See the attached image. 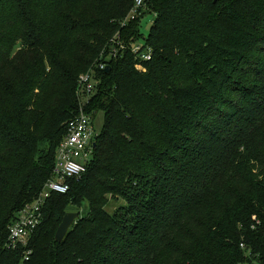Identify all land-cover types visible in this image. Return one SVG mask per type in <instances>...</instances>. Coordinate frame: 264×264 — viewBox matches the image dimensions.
I'll return each instance as SVG.
<instances>
[{"label":"trees","instance_id":"trees-1","mask_svg":"<svg viewBox=\"0 0 264 264\" xmlns=\"http://www.w3.org/2000/svg\"><path fill=\"white\" fill-rule=\"evenodd\" d=\"M134 3L0 0V264L22 260L9 228L53 178L93 72L84 109L104 127L86 174L44 207L28 264H264V0H147L131 21ZM146 6V71L130 49L107 61L116 37L138 43ZM46 93L68 105L50 127Z\"/></svg>","mask_w":264,"mask_h":264},{"label":"built area","instance_id":"built-area-1","mask_svg":"<svg viewBox=\"0 0 264 264\" xmlns=\"http://www.w3.org/2000/svg\"><path fill=\"white\" fill-rule=\"evenodd\" d=\"M147 0H135L134 9L129 20H135L141 15ZM131 50L138 58L136 70L145 72L144 63L152 60V50L144 45L132 43L130 47L120 37L112 40L107 54V61L117 59L123 51ZM108 64H100L102 71ZM99 79L96 74L86 73L79 78V95H83L86 103L90 95L96 91ZM99 134L94 130L92 113L82 109L68 123V132L60 143L54 167L53 178L44 186L39 196L27 204L17 215L9 228L8 247L12 250L24 251L20 264H28L33 251L29 248L31 240L43 222V211L48 200L54 194H67L70 191L69 181H80L86 174L93 159L96 140Z\"/></svg>","mask_w":264,"mask_h":264},{"label":"rangeland","instance_id":"rangeland-1","mask_svg":"<svg viewBox=\"0 0 264 264\" xmlns=\"http://www.w3.org/2000/svg\"><path fill=\"white\" fill-rule=\"evenodd\" d=\"M143 14H144V16H143L141 23H140L141 38L139 39V41L137 43L138 45H144L145 44L144 38L146 39L149 37L151 28L155 24L156 19H157L156 14H154L153 12L151 13L150 10H147V6H146ZM142 36H143V38H142ZM18 52H21L20 48L16 49L15 54H17ZM78 92H79V84H78V89L76 91V95H77V99H78L77 104L79 106V110H81L82 107L85 108L87 103H86V101L83 100L81 95L79 96ZM46 95H47V93L44 95H41V100H42V102H44V104L47 107V113H46L47 118H46L44 124H45V127H50V126L55 125L56 121H58L60 118L63 119L64 110H66L68 108V105L65 102L66 99L60 97L58 94H48L47 96ZM35 99H37V97H35ZM6 104L13 107L15 104V101L13 99H9L6 101ZM104 124H105V114L103 112L97 113V115L94 118L95 133L99 134L102 131ZM123 204H125V202L120 197L115 199V200L110 199L109 206L106 208V211L109 214L114 215V214H116L120 205H123ZM69 209L75 210V209H77V207L72 206ZM87 211H88V205L85 204L84 207L82 209H80V214L86 215Z\"/></svg>","mask_w":264,"mask_h":264},{"label":"water","instance_id":"water-1","mask_svg":"<svg viewBox=\"0 0 264 264\" xmlns=\"http://www.w3.org/2000/svg\"><path fill=\"white\" fill-rule=\"evenodd\" d=\"M106 71L107 72L110 71V67H108ZM78 217H79L78 213H67L65 215L61 225L59 226L56 232L55 240L57 242H62L66 238L68 232L70 231V229L72 228Z\"/></svg>","mask_w":264,"mask_h":264}]
</instances>
